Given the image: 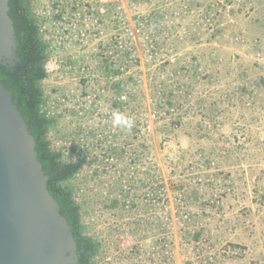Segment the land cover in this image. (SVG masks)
Listing matches in <instances>:
<instances>
[{
    "label": "rangeland",
    "instance_id": "obj_1",
    "mask_svg": "<svg viewBox=\"0 0 264 264\" xmlns=\"http://www.w3.org/2000/svg\"><path fill=\"white\" fill-rule=\"evenodd\" d=\"M31 1L49 44L47 76L40 83L45 111L47 116H58L47 139L61 151L63 161L75 160L77 153L70 148L77 143L86 157L103 161V166L84 167L71 181L82 188L75 194L76 202L83 201L87 187L103 197L121 180V195L137 205L129 212L114 213L103 207L99 195L89 192L92 198L84 207L83 220L88 234L102 245L93 264H168L170 257L174 264H182L192 257L191 249L181 244L187 234L179 230L180 219L187 215L192 216L191 225L204 226L219 249L247 248L243 261L223 264H248L251 258H260L264 253V84L259 83L264 78V0H199L200 6L197 3L185 14L184 0ZM163 1L174 14L166 28L160 26L162 37L168 32L178 37L190 32L202 42H177V54L172 56L166 51L172 39L165 37L167 45L151 59L147 39L136 24L151 4L159 8ZM212 1L219 3L214 22L224 31L215 43H205L203 16ZM166 53L173 65L190 66L197 57L193 66L199 74L194 80L189 73L185 80L191 88L186 102L180 101V122L177 115H164L153 100L159 91L154 86L160 81L174 88L167 80L172 66L161 68ZM116 69L123 73L111 75ZM117 82L124 93H134L128 107L115 105ZM241 85L252 95L237 90ZM229 94V101L222 97ZM210 103L219 113L213 121L206 110ZM116 114L131 121V127L115 125ZM92 144L97 145L94 151L85 148ZM94 169L102 172L99 182L86 184ZM156 173L165 185L161 209H156L152 191ZM144 204L152 211L144 213Z\"/></svg>",
    "mask_w": 264,
    "mask_h": 264
},
{
    "label": "trees",
    "instance_id": "obj_2",
    "mask_svg": "<svg viewBox=\"0 0 264 264\" xmlns=\"http://www.w3.org/2000/svg\"><path fill=\"white\" fill-rule=\"evenodd\" d=\"M130 1L136 2V0ZM199 2V0H184V7L182 8L184 14L195 9L197 3V5L200 6ZM157 3H159V1ZM151 5L152 7L148 13L139 17L136 24L138 26L137 31L147 39L151 59H155L156 56L160 54L161 46H164V44L167 45L166 40L164 39L165 37H167V41H169V38L172 39L171 49L166 50L168 54H171L172 52V56L177 54V42L188 41L190 44H201L202 41L199 36L195 33L191 34L190 32L183 37H178L177 34L172 35L168 32L165 37H162L163 33L161 29L164 27L166 28L165 24L168 23L174 12L170 13L169 8L164 1L160 3L159 8H156V6L153 7L154 4ZM217 6H219V3L216 1H212V3L208 2L207 8L204 11L206 13L203 18L206 19L207 22L206 27L202 29V31L208 34L205 43H215V40H217L224 31V28L221 27L218 22H214L215 18L218 16V10H215V7ZM198 15L199 14L196 16ZM9 16L13 21L19 49L24 56L26 55V57L33 62L34 67L31 68L30 65H26L23 73L16 75L14 71H10L5 65L0 64V81L8 88L14 102L20 109V114L24 122L29 127L31 134L34 137L35 151L44 172L54 176V179L49 180L46 183V186L57 201L61 215L70 226L71 233L75 239L77 255L80 263L93 264L94 258L98 256L102 249V245L100 241L94 239L88 234L89 226L84 222L83 216L86 212V208H84L85 205L91 202L90 198L92 197L89 196V192H91L94 197H97L100 193L94 194L93 187H87L85 190L83 189L82 192L83 201L77 203L75 194L76 192H80L82 188L81 185H76L71 181L74 180L75 175L84 167H90L92 164L103 166V161L97 159L94 155L90 158H88V156L86 157L82 153L83 150L82 152L78 150V143L72 145L70 148L71 151L75 150L77 153L75 160L63 161L61 159V151L56 150L52 146V141L47 139L48 132L55 127L58 119V116L56 115H46V98L44 97L43 89L40 86V83L47 76L44 64L49 56V44L42 37L41 24L33 13L31 0H9ZM161 25H163V27L160 29ZM157 36L162 39L160 44L158 43L159 39ZM167 56L166 53V58ZM195 59H197V57H193L190 66L185 62H181L180 65H173V58L168 57L167 59H164L161 68L172 66V69L167 74V80L173 82L172 85L174 88L171 89L170 85L166 84L165 81H160L158 85L154 86L159 89L156 97L153 99L155 100V106L163 109L164 115H177L176 119H178L179 122L181 119V113L179 110V107L181 106L180 101L182 100L181 103H183V101L186 102L187 96L190 92L189 89L191 88V85L185 80L189 78V73H192L193 76L191 79L194 80L199 74L193 66V61ZM163 72L165 73V71ZM119 73L121 74L123 71L121 69L111 71V75L113 76L118 75ZM259 83L264 84V78L259 79ZM237 90H240L242 94L245 95L249 92L244 85L237 87ZM249 94L252 95L250 92ZM114 96L116 98L115 105H117L118 108L128 107L134 97V93L132 91L124 93V88H122L121 83L117 82L114 85ZM121 96L124 97V101H120ZM222 97L228 101L231 99L230 94L223 95ZM206 110H208L210 114L208 118L211 119V121H213V119L219 114L215 103L207 105ZM91 146L92 147H88L85 145V148L94 151L93 148L97 147L96 144H92ZM113 152L116 151L113 149ZM134 152H136L135 149ZM72 165H75V167L72 168ZM62 171H67V177H58L61 175ZM100 173L102 172H99L98 169H94L90 175H87V179L85 180L86 184L88 180L90 182L98 183L100 180ZM117 182L116 187H109L107 189L105 196L101 197V195H99V200L105 209L114 213L116 211H119L118 213L121 211L125 212L127 209V212H129L132 208L137 207V205L136 203L126 201L125 195H121L123 194L121 180H117ZM153 186L152 191L155 196V202L158 205V208L156 209H161L164 198H161L160 196L164 197L165 195V185L160 175H156V182ZM115 192L119 193L121 197L119 198L118 194L114 196ZM146 205L147 204L143 205L144 213H147L148 210L152 211L151 208H148ZM180 220H182V223L179 230H183L184 233L187 234V236L182 239V241H184V239L186 241L181 244H186L187 247L191 249L192 256L182 264H223L227 261L235 263L237 261H243L244 257L248 255L245 246L224 245L223 249L222 247L219 249L218 247L220 246H217V243L211 239V235L206 232L204 226L195 224V222L191 225L190 221L192 220V216L187 215ZM133 224L138 225V223ZM189 225L192 226L191 229ZM157 227H161L160 223L157 224ZM168 264H174L173 257L169 258ZM248 264H264V253L261 254L260 258H251Z\"/></svg>",
    "mask_w": 264,
    "mask_h": 264
},
{
    "label": "water",
    "instance_id": "obj_3",
    "mask_svg": "<svg viewBox=\"0 0 264 264\" xmlns=\"http://www.w3.org/2000/svg\"><path fill=\"white\" fill-rule=\"evenodd\" d=\"M19 43L0 0V64L12 63ZM35 140L0 81V264H77L76 243L48 190Z\"/></svg>",
    "mask_w": 264,
    "mask_h": 264
},
{
    "label": "flooded vegetation",
    "instance_id": "obj_4",
    "mask_svg": "<svg viewBox=\"0 0 264 264\" xmlns=\"http://www.w3.org/2000/svg\"><path fill=\"white\" fill-rule=\"evenodd\" d=\"M26 65H30L31 68L34 67V64L31 60H29L26 55L24 56L23 53L18 48L15 52V58L12 60V63H6L5 66L10 69V71H14L15 74H22L23 71L26 68ZM75 165H72V168H74ZM50 178L49 180H53L54 176L46 173ZM58 177H67V171H62L61 175ZM48 180V181H49ZM47 181V182H48ZM52 194V193H51ZM54 197V196H53ZM77 264H81L78 258V255L76 254Z\"/></svg>",
    "mask_w": 264,
    "mask_h": 264
},
{
    "label": "clouds",
    "instance_id": "obj_5",
    "mask_svg": "<svg viewBox=\"0 0 264 264\" xmlns=\"http://www.w3.org/2000/svg\"><path fill=\"white\" fill-rule=\"evenodd\" d=\"M113 122H114L115 125L123 126V125L126 124L129 128L131 127V121L126 120V118L120 116L119 114H116L114 116Z\"/></svg>",
    "mask_w": 264,
    "mask_h": 264
}]
</instances>
